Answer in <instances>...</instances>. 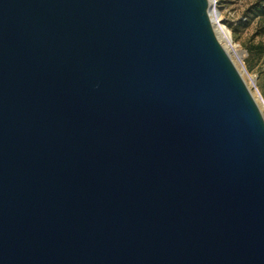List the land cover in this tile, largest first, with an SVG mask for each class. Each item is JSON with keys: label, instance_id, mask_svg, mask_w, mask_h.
I'll return each instance as SVG.
<instances>
[{"label": "water", "instance_id": "95a60500", "mask_svg": "<svg viewBox=\"0 0 264 264\" xmlns=\"http://www.w3.org/2000/svg\"><path fill=\"white\" fill-rule=\"evenodd\" d=\"M215 0H0V264H264V115Z\"/></svg>", "mask_w": 264, "mask_h": 264}, {"label": "rangeland", "instance_id": "374dc122", "mask_svg": "<svg viewBox=\"0 0 264 264\" xmlns=\"http://www.w3.org/2000/svg\"><path fill=\"white\" fill-rule=\"evenodd\" d=\"M254 0H215V27L228 54L250 89L264 115V100L258 90L259 71L264 65V54L248 53V48L264 44V16L250 11Z\"/></svg>", "mask_w": 264, "mask_h": 264}, {"label": "trees", "instance_id": "16d2710c", "mask_svg": "<svg viewBox=\"0 0 264 264\" xmlns=\"http://www.w3.org/2000/svg\"><path fill=\"white\" fill-rule=\"evenodd\" d=\"M250 11H252L256 16H264V0H254V2L250 5ZM248 53L254 56L264 54V44L258 43L254 46L252 45V47L248 48ZM259 79L258 90L264 100V65L259 71Z\"/></svg>", "mask_w": 264, "mask_h": 264}, {"label": "bare ground", "instance_id": "6f19581e", "mask_svg": "<svg viewBox=\"0 0 264 264\" xmlns=\"http://www.w3.org/2000/svg\"><path fill=\"white\" fill-rule=\"evenodd\" d=\"M212 27H213V30H214V33H215V35H216V37H217V39L220 41V43H221V45L225 48V50L227 51V49H226V47H225V45H224V43H223V41L221 40V38H220V36L218 35V32H217V29H216V27H215V18H214V20H213V24H212ZM227 53H228V51H227ZM231 58V57H230ZM232 60V59H231ZM232 62H233V60H232ZM235 65V64H234ZM236 67V66H235ZM238 70V69H237ZM241 74V73H240ZM242 76V75H241ZM252 95V94H251ZM253 97V96H252ZM253 99H254V97H253ZM254 101L256 102V100L254 99ZM257 103V102H256ZM258 105V104H257ZM259 107V106H258ZM260 109V108H259ZM261 111V110H260Z\"/></svg>", "mask_w": 264, "mask_h": 264}]
</instances>
